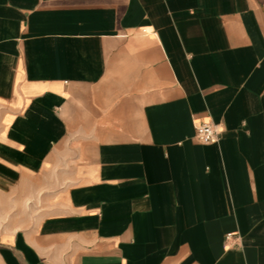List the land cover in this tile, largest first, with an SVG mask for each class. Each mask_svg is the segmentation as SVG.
<instances>
[{"label":"crops","instance_id":"0c3cea01","mask_svg":"<svg viewBox=\"0 0 264 264\" xmlns=\"http://www.w3.org/2000/svg\"><path fill=\"white\" fill-rule=\"evenodd\" d=\"M0 264H264V0H0Z\"/></svg>","mask_w":264,"mask_h":264},{"label":"built area","instance_id":"2783aa9c","mask_svg":"<svg viewBox=\"0 0 264 264\" xmlns=\"http://www.w3.org/2000/svg\"><path fill=\"white\" fill-rule=\"evenodd\" d=\"M221 130L213 123H203L196 128V138L203 144H215L219 142ZM233 235L227 236L229 240Z\"/></svg>","mask_w":264,"mask_h":264}]
</instances>
